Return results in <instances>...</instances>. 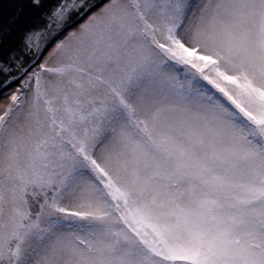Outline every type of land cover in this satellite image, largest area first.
Returning a JSON list of instances; mask_svg holds the SVG:
<instances>
[{
    "label": "snow or ice",
    "instance_id": "obj_1",
    "mask_svg": "<svg viewBox=\"0 0 264 264\" xmlns=\"http://www.w3.org/2000/svg\"><path fill=\"white\" fill-rule=\"evenodd\" d=\"M0 264H264V0H0Z\"/></svg>",
    "mask_w": 264,
    "mask_h": 264
}]
</instances>
